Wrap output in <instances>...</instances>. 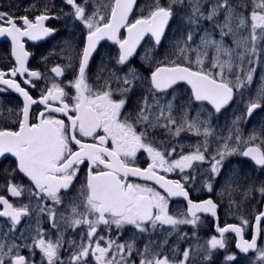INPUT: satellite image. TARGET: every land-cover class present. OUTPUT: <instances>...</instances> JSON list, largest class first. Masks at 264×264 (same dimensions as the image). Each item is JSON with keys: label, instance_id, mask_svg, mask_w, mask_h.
Segmentation results:
<instances>
[{"label": "snow or ice", "instance_id": "6c2138e0", "mask_svg": "<svg viewBox=\"0 0 264 264\" xmlns=\"http://www.w3.org/2000/svg\"><path fill=\"white\" fill-rule=\"evenodd\" d=\"M66 3L74 7L73 15L87 29L84 46L74 57L71 50L68 54L69 63L66 68L73 70L74 80L68 81L63 87L52 83L42 90L39 100L33 99L15 79L18 74L23 76L26 73L29 77L41 76L38 71L29 72L25 66L29 53L24 49L23 38L39 40L53 34L56 29L45 27L44 21L50 19L47 14L29 19L28 15L16 17L14 13L0 11V37L11 38V55L16 62L15 67L7 71L0 70V84L14 89L24 98L23 108L18 114L17 129H0V157L7 153L15 156L17 169L32 182V187L27 190L22 185L11 183L7 186V191L15 197L27 191L29 197L37 201L33 212L28 204L17 207L0 196V205L3 206L0 217H6L9 221L6 224L8 231L0 233V264H34L30 257L20 254L21 247L33 250L38 248L47 264H88L89 256H93L97 264H135V261H129L127 257L120 255L126 250L128 256H131L134 241L117 244L109 239L106 246H101L104 240L98 233L101 225L109 228L114 225L116 229L132 225L140 232L148 231L149 224L152 230L158 226L163 228L164 225L176 229L181 224H198V214L210 213L216 216L219 207L212 199L194 202L189 198V192L181 180H170L158 174L159 170H179L182 173L186 168H192L194 161H204L207 139L214 134V130L207 126L208 121L199 118L190 120L185 106L177 107L174 103L175 97L161 104L157 93H166L168 89L175 92L174 86L186 81L191 85L190 100L209 101L219 112L233 99L234 89L244 88L253 82L256 68L252 65L264 63V0H189L191 12L187 16V23L190 30L176 41L171 53L177 60L161 62L151 72L150 78H147L150 83L149 95L142 97L135 116L124 110L128 94L138 79L137 71L129 69L126 75L119 76L102 62L100 72L103 74L107 71V76L99 87H94L89 84L90 59L100 41L105 38L119 44V55L115 61L117 65H125L129 61L145 34H150L155 44L159 45L169 20L173 17L174 6L183 4L184 0H167V3L152 0L148 14L141 15L131 23L128 17L137 0H109L107 4L98 2L95 8L88 11L82 6L88 4V0H82V3L66 0ZM205 4H208L207 10ZM101 9L104 15H100ZM47 11L45 8V12ZM204 21L210 22V25L202 29ZM124 27L127 28L128 35L119 39L118 33ZM200 31L203 34L199 36V43H195L194 36ZM217 31L219 40L213 38ZM245 32L247 35H244ZM227 36L233 38L234 46L225 42L224 38ZM210 51L213 52L211 56ZM190 53H195L194 60L189 58ZM245 64L249 66L247 70ZM51 71L62 76L65 69L57 65ZM9 76L11 78H6ZM101 78L102 75L96 77L97 81ZM112 81L126 87L113 89ZM26 83L35 87L31 79ZM68 87L75 89V96H70L65 90ZM117 92L120 98H114ZM56 102L58 106H54ZM37 103L44 105V110L32 117L36 121L33 123L30 122V108ZM260 108H264V77L256 90L255 99L249 101L245 114L251 116L254 110ZM8 111L12 112L11 109ZM174 111L180 112L179 123L173 115ZM58 113L63 114L65 119L57 118L55 114ZM240 119L237 117L233 125ZM161 120L167 123L161 124ZM158 127L164 128L173 136H179L184 130H195L197 135L205 138L204 151L197 146L195 151L184 154L181 149L179 158L173 159L172 154L177 151L175 146L169 149L164 147L163 142H159V147L154 146L158 142L153 139L151 130ZM85 138H91L92 142H86ZM258 139L261 141L259 145L253 143ZM241 142L242 138L236 127L229 129L227 135L217 137L216 155L211 156L212 175L224 178L223 162L226 157L234 154L251 158L256 166L264 170V127L260 128L259 135L254 130L248 135L247 141H243L250 146L240 150L238 145ZM140 150L146 151L150 157L151 162L146 168L133 166ZM85 162L89 165L86 182L79 189L76 199L72 200L68 190L72 188L80 166ZM129 176L155 181L164 193L139 183H130ZM181 179L187 182L190 177L182 176ZM231 183L234 181L230 180L225 184L221 195L229 191ZM206 187L208 191H212L211 183ZM247 191L264 196V181L259 186L249 185ZM170 197H184L187 201L186 211L177 216L170 215ZM65 198H68L66 210L69 215H61L64 223L73 228L87 225L88 229L79 244L75 240L69 242L74 250L67 260L61 259L60 254L64 247L62 232L53 241L45 239L47 233L42 232L38 226L30 245L7 242L9 233L18 232L23 227L22 219L33 214L37 218L41 214H47L52 226L57 227L56 209L49 207L47 202L60 205L65 203ZM254 221L255 235L250 240L243 239L245 227L250 221L241 218L240 225L218 227L219 238L213 235L205 245L197 244L195 252L191 246L183 250L178 260L169 259L168 255L155 252L146 245L143 252L139 253V264H195V255H199L201 260H210L212 250L226 249V233L239 235L241 240L236 245L237 248L244 253L254 250L258 254L259 264H264V247L257 243L258 237H264V211L255 215ZM20 235L23 236L24 233L20 232ZM92 237L97 239L92 240ZM182 238L187 237L185 235ZM85 239L88 240L87 244L84 243ZM164 243H167V239ZM34 254L33 251L32 255ZM226 259L232 261L236 257L228 256Z\"/></svg>", "mask_w": 264, "mask_h": 264}, {"label": "rangeland", "instance_id": "374dc122", "mask_svg": "<svg viewBox=\"0 0 264 264\" xmlns=\"http://www.w3.org/2000/svg\"><path fill=\"white\" fill-rule=\"evenodd\" d=\"M163 1L167 3V0H161V2ZM98 2L107 4L109 3V0H88V4H82V6H84L86 10H88L90 9V7L95 8ZM76 3H82V0H76ZM151 4L152 0H140L129 22H132L136 18H140L141 15L146 16ZM32 6L35 11L47 8L48 12L54 16L56 28L58 30L62 28V32L55 36L54 45L51 46V48H49L47 52V59L41 61L43 63V69L49 74V66L52 62V59L54 60L53 57H55L58 62L62 63L66 67V65L69 63V51L71 50L74 57L75 53L82 49L87 29L83 26L81 21L75 18V16L73 15L74 7L68 5L66 3V0L33 1ZM207 7L208 4H205V10H207ZM190 12L191 8L189 7V0H184L183 4L175 5L173 22L171 24V32L168 38L165 40V43L162 42L161 44L157 45L155 44V42H152V39L150 37L147 39V43L141 49L142 51L141 54L139 53L138 58L142 60L146 64V66L150 67L149 73L136 70L134 65L126 68V70L121 73L119 71L120 69H122L121 65H117L115 63L116 59L118 58L115 50L107 48L106 46L101 49L100 54L98 55L94 65L92 66V69L89 72L92 79L95 78V73L102 75L101 81H103L104 77L107 76V71H105L103 74H101L100 72L102 62L107 67L115 71L117 70L116 73H118L117 75L119 76L126 75L129 69H135L137 71L138 79L134 82L133 90L128 94L132 96V106L129 110V113L132 114V116H135L139 111L138 105L141 103L142 97L149 95L148 89L150 88V83L148 82L147 78H150V73L152 72V70L160 65L161 62L167 63V61L169 60H177V57L175 55H171V53L173 52V46L176 41L182 39L186 32L190 30L187 23V16L190 14ZM104 14L105 13L103 9H101L100 15ZM221 19H223V17H221ZM209 25L210 22L204 21L201 25V28H208ZM202 34V31L197 32V34L194 36L195 43H199V36ZM244 35H247V33L245 32ZM213 38L217 40L220 39L218 31L213 34ZM224 39L228 45L234 46L232 43L233 38L231 36H227ZM211 55H213V52L210 51L209 56ZM49 56H51L52 59H49ZM189 58L194 60L195 53H190ZM205 67H208L207 62L205 64ZM244 67L245 70H247L249 66L245 64ZM252 67L256 68V72L253 75V82L244 88L237 89L239 91V97L236 100V103L232 107H229L223 113L214 111L206 103H197L198 105H196L195 111L192 113L190 112V107L195 101L194 99L190 100L192 94L188 89L189 87L186 85L187 88H184L176 93L174 103L177 107H179V105L185 106L188 113V118L190 120L199 118L200 120L208 121L207 126L214 130V134L210 135L207 139V151L206 153H204L205 157L208 158V155H216L217 137L227 135L229 129L233 127L239 129V134L241 135L242 142L238 145V148L240 150H243L247 146L245 143H243V141H247L248 135L251 134L254 130L256 131L257 135H259L260 128L264 127V111H258L256 113H253L251 116H247L245 114L249 101L251 99H255L256 90L261 86V78L264 77V63L253 64ZM68 71L72 74V76H74L72 69H69ZM241 78H243V74H241ZM113 83L115 84L114 89L126 87L122 83L117 84L115 81H112L111 85ZM172 99L173 97L171 98V100ZM149 103H151V100H149ZM181 111H183V109ZM173 115L177 117V121L179 123L180 112L174 111ZM237 117H240L241 119L235 125H233V121ZM160 123L164 124L167 123V121L161 120ZM159 128L160 127L151 130L154 139L159 135ZM164 133L167 138V140L165 139V141H173V144H175V147L177 149V151L175 152L176 158H179L181 149L183 150L184 154L195 151V148L197 146H200L201 151H204L203 145L205 138L203 135H197L195 130L181 131L179 136H173L165 129ZM253 143L259 145L261 141L258 139ZM240 160L242 161V163H240ZM199 162L200 161H194L193 166L196 167ZM211 163L212 161L210 157L208 165H205L203 168H199L196 175L193 174L195 176V179L197 178L198 187L204 186V190L210 192L207 190L206 185L208 183H211L212 192H214V194H217L219 198L224 202L225 209L227 210L228 214L232 213V217L239 218V222L241 221V218L248 219L250 223L247 228H249L250 225H252V219L256 214L255 212L257 211V204L261 199V195L258 192H248L247 187L253 184L259 186V183L261 181H264V170L259 171L250 159L239 154H234L226 157L225 161L223 162L224 178H220L218 176L212 175L210 171ZM191 169L192 168H188V170ZM230 180L234 181V183H231L229 191H226L223 195H221L225 184ZM27 200L29 201V206L33 204L36 205L35 199H31L28 195V192ZM232 201H234L235 203H232ZM65 211L67 210L61 209L57 213V216L61 217L62 214L64 216L63 212ZM57 216V227L55 228L52 226V221L47 217V214H41L39 216L41 217V220H39L38 225L37 220H26V222L23 224V227L20 228V231L15 233L17 235L16 240L10 239L7 240V242L10 244L15 241V243L19 245H23L25 243L30 245L32 243L31 237H35V230L39 226L42 232L47 233V235L44 237L45 239H57L58 234L62 232L64 243L65 235L75 230L73 240H75L76 243L79 244L81 242V237L84 236L88 230L87 225H80L74 228L69 227L64 223V220H59ZM31 217H34V215H31ZM82 228L86 229L83 230ZM102 230L108 232L107 228H102ZM158 230L159 227H157L155 230L148 229V231L140 232L132 225H125L123 228L117 229L115 231L116 235L113 237L114 239L111 240H114L117 244H126L128 242L134 241L135 247L132 255L128 256L126 250L122 251L120 255L127 257L129 261H135V264H139L141 258L139 253L143 252L146 245L153 251L156 250L159 239ZM7 231L8 229L3 232ZM20 232H23L24 235L21 236ZM105 236L106 235L103 236L104 242H101V246H106L109 241V239H107ZM84 243L87 244L88 240L85 239ZM94 247L95 244H93V248ZM260 247H264V239H262ZM24 249L27 250L29 257L32 260H34V257L36 255L38 256V260L37 262H35L34 260V264H47L46 259L43 258V254L38 248L33 250L32 248L21 247L19 251H24ZM66 249L67 256L66 258L64 257V259L67 260L71 251H73L74 249L71 248L70 243L68 245V248ZM33 251L35 252L34 255H32ZM114 251L115 248L113 249V252ZM228 253L229 254H227L226 257L235 256L236 259L229 261L225 257L226 264H259L257 253H252L249 257L239 256L237 252H234L233 250H229ZM60 254L62 255V252ZM117 259H119V256H117ZM87 261L97 264V261L93 256H89L87 258Z\"/></svg>", "mask_w": 264, "mask_h": 264}, {"label": "flooded vegetation", "instance_id": "af4514ba", "mask_svg": "<svg viewBox=\"0 0 264 264\" xmlns=\"http://www.w3.org/2000/svg\"><path fill=\"white\" fill-rule=\"evenodd\" d=\"M33 1H41V0H0V11H7L10 13H14L16 17L28 15L29 19H34V17L36 15L47 14V15H49L50 19L44 21L45 27L56 29V31L53 34H51L47 37H43L39 40L33 41V40H30L26 37L23 38L24 49H25V51H27L29 53V56H28V59L26 61L25 66L29 69V72L38 71L41 74V76L39 78L29 77V75L26 73L23 76L18 74L15 77V79L17 80L18 83L21 84V87H24L29 92V94L33 97V99L39 100V97L41 95L42 90H44L46 87H50L52 83L61 84V86L63 87L65 83H67L68 81L74 80L75 77L72 76V74L68 71L69 69H67L62 63L58 62L55 59V57H53L54 58V60H53L52 57L49 56V59H52V62L49 66L50 67L49 68L50 69L49 74L43 69V63L41 61L47 59V52H48L49 48H51V46L54 45L55 36L62 32V28H60L59 30L56 28L54 16L51 15L48 11L45 12V9H40L38 11H35V9L32 6ZM139 1L140 0H138V3H139ZM88 10H86V11H88ZM131 16H130V18H131ZM130 18H129V21H130ZM136 19H138V18H136ZM135 20H133L132 22H134ZM17 22L19 23V21H17ZM172 22H173V19L171 21V24H172ZM129 23H131V22H129ZM5 26H7V25H5ZM171 26L172 25H170L169 29L165 33V36L163 37L161 43L162 42L165 43V40L170 35ZM86 35H87V33H86ZM86 35L84 37V42H85ZM149 37L150 36L146 37L144 43L141 45L136 56L134 58H132L125 65H121L122 69L119 70L121 73L124 70H126V68L133 66V65H134L136 70L149 73L150 67L146 66V64L138 58L139 53L141 54V51H142L141 49L145 46V44L147 43V39ZM118 38L119 39L125 38V31L124 30H122L120 32ZM150 38L152 39V42H154L153 38L152 37H150ZM83 46H84V44H83ZM104 46H106L107 48L114 49L115 52L117 53V55H119V44H117L115 41H111L110 39H104L102 42L99 43V46L97 48L96 53L94 54V56L90 60L89 72L92 69V66L94 65L98 55L100 54L101 49ZM11 51H12L11 38L7 37V36L0 37V70L7 71L9 68L16 66L15 57L11 55ZM164 63H166V62H164ZM57 65H59L61 68L65 69L64 74L62 76H57L55 73H53L51 71V69L56 67ZM169 66H171V65H169ZM89 72H88L89 84L93 85L94 87H99V85L103 83V81H101V80L97 81V79H96L97 75H99V74L95 73V78L92 79ZM51 75H52V77H51ZM6 78H11V77L9 76ZM29 79H31L32 84L35 85L34 88L30 84L26 83V81H28ZM186 85L187 84H185V83H180V84L174 86L175 92H173L172 89H168L166 93H163V94L157 93V96L159 97L161 103L164 104L166 100H171L172 97H175L176 93L178 91H180L184 88H187L188 85L187 86ZM111 87L114 89L115 84L113 83L111 85ZM188 89L191 92L190 87ZM65 90L69 93L70 96H75V94H76L74 88L68 87ZM238 95H239V91L237 89H234V98H233L232 103L229 106L222 108L218 113H223L229 107H232L236 103V100L239 97ZM131 97H132L131 95H128V97H127V103L125 105V110H124L125 113H129V110L132 106ZM114 98H120L119 92H117L115 94ZM197 103H199V104L206 103L214 111H216L214 106L207 101H195L190 107V112L193 113L195 111V107H196V105H198ZM23 104H24V98H23L22 94L16 92L14 89H10L5 85L0 84V129H4V128H10L12 130L17 129V127H18V124H17L18 114H19V110L21 108H23ZM54 106H58V102H56V104ZM8 109H11L12 112L9 113ZM43 110H44V105H42V104L37 103L35 105H32L30 108V122H33V123L36 122L35 120L32 119V117L34 115L38 114L39 112L43 111ZM258 111L259 112L264 111V108L256 109V110H254L253 113H256ZM55 115L57 116V118L65 119L63 114L58 113ZM139 130H140V128L138 127V131ZM165 139L167 140L166 135L164 133V128L160 127L159 128V135L156 136V138L154 139L158 143L154 144V146L159 147V142H163L164 147L169 148V149L171 147L175 146V144H173V141H165ZM85 140H86V142H92L91 138H85ZM108 146L111 147V144H109ZM247 146H249V145H247ZM161 150H163V149H161ZM210 157L211 156L208 155V158L206 157L204 161H200L196 165V167L192 166L191 170H188V168H186L184 170V172H182V173L179 170H176L173 172H165L164 170L158 171L159 175L165 176L167 179L181 180V183L185 184V188L189 192V198L191 200H193L194 202H199V201H202V200L209 198V199H212L214 202H216L219 205V207L217 209V218L216 219L212 216V214L203 213V214H198L200 216V221L196 225L181 224L176 229H172V227L168 226V225H164L163 228L158 226L159 227V230H158L159 231V234H158L159 239H158L157 248H156L155 252H161L165 255H168L169 259H173V258H175L177 260L180 259L182 251L185 249H188L190 246H191L193 252H195L196 245L197 244L205 245V242L207 240H209L211 238V236H213V234H215L219 238V234H217L215 231V226H216L217 221H218V225L221 227L225 226L228 223H236L239 225L241 224V221L240 222L238 221V220H240L239 218L232 217V213L228 214L227 210L225 209L224 202L219 198V196L217 194H214V192H212V191L207 192L206 190H204V188H203L204 186L198 187V181H197V178L195 179L194 175H196L197 170L199 168H203L205 165H208V163L210 161ZM172 158L176 159L175 153L172 154ZM246 158L251 160V158H249V157H246ZM150 162H151L150 157L148 156L146 151L140 150L137 153L135 163L133 164V166L140 167V168H146L148 163H150ZM240 163H242L241 160H240ZM88 167H89V165L87 164V162H85V164L80 166V170L77 174V177L73 181V186L71 189L68 190L70 193V198L72 200L76 199L78 192H79V189L86 182ZM256 167L258 168L259 171H262V169H260L258 166H256ZM182 176H189L190 179L187 182H185L184 180L181 179ZM128 182L139 183V184H142V185H145L148 187L155 188L157 191H160L161 194L164 193V190L161 189L159 187V185H157L151 181H147V180L140 179L137 177L129 176ZM11 183H15L17 185H22V186H24V188L26 190L32 187V182L30 181V178H28L24 173L20 172L17 169V158L15 156H13L12 154L7 153L4 156L0 157V196H4L6 199L9 200V203H11L17 207L21 206L22 204H28L29 201L27 200V191H25L19 197L12 196L11 193L9 191H7V186ZM216 185H218V184H216ZM35 202H37V201L35 200ZM47 203H48L49 207H54L56 209V212L58 213L61 209L66 210V207L68 204V198H65V203L60 204V205H53L51 203V201H48ZM263 206H264V196L261 195V199L257 204V211L255 212L256 213L255 215H257L260 211L263 210ZM34 209H35V204L30 206V210H32L34 212ZM186 209H187V201L184 197H170L168 199V211H169L170 215L177 216L178 213L185 212ZM2 210H3V206L0 205V211H2ZM63 213H64V216L69 215L68 211H65ZM33 215H34V217H31V216L24 217L22 219V225L26 222V220H37V219L41 220V217L37 218V216L35 214H33ZM57 217L59 218V220H63L61 217H59V216H57ZM91 218H94V217H91ZM252 221L254 222V217H253ZM253 222L249 228H247V226L245 227L244 236L246 238H251ZM7 223H9L8 218L0 217V233L7 230V227H6ZM262 223H264V221ZM147 227H148V229H151L150 224ZM102 228H107L108 232L102 230ZM82 229L84 230L86 228H82ZM116 230L117 229L114 225L111 226L110 228L108 226L101 225L98 228V233L100 236L106 235L105 237L107 239H114L113 237L116 235L115 234ZM15 233H9L7 240H10V239L16 240L17 235ZM74 233H75V230L73 232H70L69 234L67 233L65 235L64 248L61 249V252H62L61 259H63V260H66V259H64V257L66 258V256H67V254H66L67 249L66 248H68L69 242L74 239ZM185 235L187 238L186 239L182 238V236L185 237ZM0 238H2V237H0ZM92 239L96 240L97 237H92ZM165 239H167L166 244L164 243ZM262 239H264V237H260L259 242H258L259 246H261ZM51 240L55 241L56 239H51ZM225 240H226V244H227L226 249L212 250V255H211L210 260H201V257L199 255H195L194 256L195 264H226L225 257L227 254H229L228 253L229 250H233L234 252H237V250L235 248L236 237L233 234L226 233L225 234ZM102 242H104V241H102ZM201 251H203V249H201ZM20 254H22L26 257H29V254L27 253L26 249H24V251H21ZM237 254L239 256H242V257H249L252 253H250L248 255H244V254L237 252ZM34 260H35V262H37V260H38L37 255L34 257ZM88 264H94V262H88Z\"/></svg>", "mask_w": 264, "mask_h": 264}, {"label": "water", "instance_id": "95a60500", "mask_svg": "<svg viewBox=\"0 0 264 264\" xmlns=\"http://www.w3.org/2000/svg\"><path fill=\"white\" fill-rule=\"evenodd\" d=\"M137 3H138V0H137ZM136 6H137V4L133 7L132 12L129 14L128 21H129L130 16L132 15L134 9L136 8ZM171 20H172V18L169 20V23H168V25H167V27H166V29H165V33L167 32V30H168V28H169V25H170ZM122 30L125 31V38H126L127 35H128V33H127V28H126V27L121 28V29H120V32H121ZM120 32L118 33V36H119ZM165 33H164V36H165ZM148 35H150V34H145V36L143 37V39H142V40L140 41V43L137 45L136 51H135V53L133 54V56L130 57L129 61H130L132 58H134V57L136 56V54L138 53V51H139L141 45L143 44L144 40L146 39V37H147ZM150 36H151V35H150ZM164 36H163V37H164ZM163 37H162V39H163ZM152 38H153V37H152ZM105 39H108V38H105ZM103 40H104V39H103ZM103 40H101L100 42H102ZM153 40H154V38H153ZM111 41H113V40H111ZM161 41H162V40H161ZM154 42H155V41H154ZM98 46H99V44H98ZM98 46H97V48H98ZM96 51H97V49H96L95 52L93 53L92 57L94 56V54L96 53ZM92 57H91V59H92ZM91 59H90V60H91ZM129 61H128V62H129ZM128 62H127V63H128ZM150 76H151V74H150ZM180 83H186V84L190 87V89H191V85L188 84L186 81H181V82H179L178 84H180ZM233 98H234V94H233ZM232 101H233V99H232L227 105H225L224 107L229 106V105L232 103ZM207 102H209V101H207ZM209 103H210V102H209ZM213 106H214V105H213ZM224 107H223V108H224ZM214 108H215V106H214ZM249 146H250V145H249ZM137 178H138V177H137ZM140 179H143V178H140ZM151 182H154V183H155V181H151ZM155 184H156V183H155ZM208 199H209V198H208ZM205 200H206V199H205ZM202 201H203V200H202ZM199 202H200V201H199ZM2 211H3V210H2ZM262 211H264V206H263V210H262ZM205 214H210V213H205ZM213 217L216 219V218H217V214H216V216H213ZM262 222H263V221H262ZM228 224H236V223H228ZM226 225H227V224H226ZM237 225H239V224H237ZM218 227H221V226L218 225V221H217V222H216V226H215V231H216L217 234H218V232H217V228H218ZM223 227H224V226H223ZM231 234H233V235L236 237L235 248H236L237 252H239V253H241V254H244V255H248V254H250V253H254V250H250L248 253L241 252V251L237 248V246H236L237 244L240 243L241 237H240L239 235H237L236 233H231ZM253 235H255V221L253 222L251 238H252ZM251 238H246V237L244 236V233H243V239H245V240H250ZM259 239H260V237H258V239H257V243L259 242Z\"/></svg>", "mask_w": 264, "mask_h": 264}, {"label": "trees", "instance_id": "16d2710c", "mask_svg": "<svg viewBox=\"0 0 264 264\" xmlns=\"http://www.w3.org/2000/svg\"><path fill=\"white\" fill-rule=\"evenodd\" d=\"M162 3H165L164 1Z\"/></svg>", "mask_w": 264, "mask_h": 264}]
</instances>
